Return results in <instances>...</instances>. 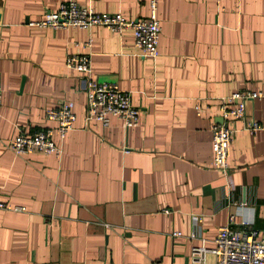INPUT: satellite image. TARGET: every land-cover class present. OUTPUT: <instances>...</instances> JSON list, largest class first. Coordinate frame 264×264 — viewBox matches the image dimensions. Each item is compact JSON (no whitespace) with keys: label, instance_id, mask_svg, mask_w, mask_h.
Returning a JSON list of instances; mask_svg holds the SVG:
<instances>
[{"label":"crops","instance_id":"0c3cea01","mask_svg":"<svg viewBox=\"0 0 264 264\" xmlns=\"http://www.w3.org/2000/svg\"><path fill=\"white\" fill-rule=\"evenodd\" d=\"M68 1L148 12V0H0V264H191L230 214L262 230L264 100L245 107L260 130L232 124L226 176L211 167L210 126L216 99L264 90V0H157L154 59L136 55L130 30L33 25ZM79 54L92 79L129 94L137 127L84 122V77L64 64ZM61 102L75 121L53 137L60 155H13L10 139L53 127L44 114Z\"/></svg>","mask_w":264,"mask_h":264},{"label":"built area","instance_id":"2783aa9c","mask_svg":"<svg viewBox=\"0 0 264 264\" xmlns=\"http://www.w3.org/2000/svg\"><path fill=\"white\" fill-rule=\"evenodd\" d=\"M147 9L145 19L132 21L122 18L117 13H94L86 7L68 1L60 4L55 12L46 14L33 25L41 29L87 30L91 27H102L114 35H119L123 30H130L136 55L154 59L160 35V26L156 18L157 0H148ZM83 45L88 47L89 41ZM64 64L66 68L84 77L85 123L96 121L101 127L106 128L111 119H116L124 129L138 126L139 113L130 104L129 94L113 83L98 82L91 78L88 54L67 56ZM255 100H264V90L234 92L216 99L219 122L210 126L211 167L223 176L227 173L229 145L234 134L232 124L242 123V129L250 134L260 130L257 123L246 118L245 107L247 103ZM194 111L196 115L200 112L197 103ZM44 119L53 123V127L37 130L29 135H15L8 143V150L16 157L34 152L58 157L61 151L53 142V137L61 142L72 130L75 121L72 103L61 102L56 108L46 110ZM226 205L235 203L226 196ZM0 210H8V207L0 202ZM199 221L198 217H193V227H196ZM171 236L177 237L179 234L173 233ZM212 244V248H194L191 253V264H204L206 254L214 256L215 264H264V228L256 231L249 223L243 221L235 225L233 214L228 215L226 223L217 228Z\"/></svg>","mask_w":264,"mask_h":264}]
</instances>
